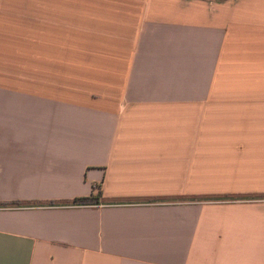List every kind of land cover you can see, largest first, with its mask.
<instances>
[{"label":"crops","instance_id":"0c3cea01","mask_svg":"<svg viewBox=\"0 0 264 264\" xmlns=\"http://www.w3.org/2000/svg\"><path fill=\"white\" fill-rule=\"evenodd\" d=\"M0 264H264V0H0Z\"/></svg>","mask_w":264,"mask_h":264},{"label":"trees","instance_id":"16d2710c","mask_svg":"<svg viewBox=\"0 0 264 264\" xmlns=\"http://www.w3.org/2000/svg\"><path fill=\"white\" fill-rule=\"evenodd\" d=\"M99 196H100L99 185H95L92 187V190L88 196L73 198L68 203L70 205L95 204Z\"/></svg>","mask_w":264,"mask_h":264}]
</instances>
